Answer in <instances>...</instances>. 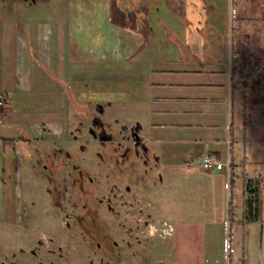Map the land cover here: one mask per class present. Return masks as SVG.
I'll return each mask as SVG.
<instances>
[{"label": "rangeland", "instance_id": "1", "mask_svg": "<svg viewBox=\"0 0 264 264\" xmlns=\"http://www.w3.org/2000/svg\"><path fill=\"white\" fill-rule=\"evenodd\" d=\"M202 1L114 0L112 13L122 23L139 27L151 44L159 25L165 27L168 47L185 52L195 48L200 56L226 55L240 67L231 86L233 154L241 183L243 167L248 178L264 175V0ZM73 2L40 3L43 15L53 11V18L66 21ZM158 12L176 18L153 19ZM217 15L224 16L221 23ZM174 22L182 25L179 33L186 28L184 36L172 32ZM73 86L83 110L74 99L53 97V116L67 124L66 138L53 140L50 149L38 146L36 155L25 158L21 188L1 191L0 264H264L256 232L243 244L235 224L225 231L226 252L211 253L212 244L207 243L202 255L204 228L196 219L210 211L203 194L209 178L199 171L186 174L176 155L153 157L136 144L141 117L128 106L113 105L112 97L101 100L97 92L87 99L81 91L86 86L75 81ZM102 102L104 111L98 107ZM169 162L178 169L176 175L152 182L153 173L165 175ZM168 184L172 195L160 191ZM227 190L228 205L230 186ZM11 191L17 193L9 195ZM240 202L235 179V213ZM175 228L186 231L184 236L180 232L177 239Z\"/></svg>", "mask_w": 264, "mask_h": 264}, {"label": "crops", "instance_id": "2", "mask_svg": "<svg viewBox=\"0 0 264 264\" xmlns=\"http://www.w3.org/2000/svg\"><path fill=\"white\" fill-rule=\"evenodd\" d=\"M18 1L17 6L12 0H0V195L5 188H21L27 155H36L38 146L50 149L53 140L66 138L67 124L53 116V97L65 96L80 106L75 81L86 86L81 91L87 99L90 92H97L99 99L112 97L113 105L128 106L140 115L143 121L136 123V144L152 151L153 157L155 153L176 155L186 174L199 171L209 178L203 194L210 211L196 219L204 228L202 255L207 243L212 244L211 253L226 252L225 231L233 224L243 244L254 231L264 248V189L261 223H243V179L241 183L237 179L241 193L237 212L232 202L226 204L233 136L228 57L168 47L165 27L159 25L158 38L151 44L139 27L116 19L114 0H74L66 21L53 18V11L43 15L40 2L51 0ZM223 17L217 15L219 23ZM175 18L171 12L153 16L165 22ZM174 23L172 32L184 36L186 28L179 33L182 25ZM104 103L98 104L101 111ZM207 157L216 158V164L204 170ZM194 162L198 164L192 166ZM173 166L169 162L165 175L153 173L151 181L174 177L178 169ZM168 186L161 185V193L172 195ZM180 232L175 228L177 239Z\"/></svg>", "mask_w": 264, "mask_h": 264}, {"label": "trees", "instance_id": "3", "mask_svg": "<svg viewBox=\"0 0 264 264\" xmlns=\"http://www.w3.org/2000/svg\"><path fill=\"white\" fill-rule=\"evenodd\" d=\"M236 61V60H235ZM231 80L238 73L240 67L236 63L231 62ZM233 92V91H232ZM233 136L231 139V160H230V204L232 202V189L235 179L237 180L236 169L240 167L234 162L233 156V139H234V128L232 122ZM243 171L244 181V215L243 223H261L262 222V211H263V189H264V175H258L254 178H248L246 176L245 167Z\"/></svg>", "mask_w": 264, "mask_h": 264}, {"label": "built area", "instance_id": "4", "mask_svg": "<svg viewBox=\"0 0 264 264\" xmlns=\"http://www.w3.org/2000/svg\"><path fill=\"white\" fill-rule=\"evenodd\" d=\"M3 105V100L0 98V107ZM216 164V158L207 157L203 162V169L208 170ZM165 227V226H164ZM164 233V232H163Z\"/></svg>", "mask_w": 264, "mask_h": 264}]
</instances>
